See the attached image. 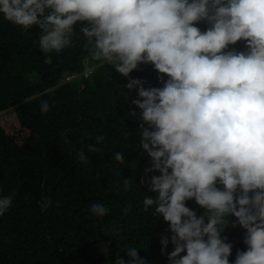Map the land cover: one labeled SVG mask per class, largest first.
<instances>
[{"label": "clouds", "instance_id": "clouds-1", "mask_svg": "<svg viewBox=\"0 0 264 264\" xmlns=\"http://www.w3.org/2000/svg\"><path fill=\"white\" fill-rule=\"evenodd\" d=\"M0 17L36 26L43 52L69 47L78 29L92 58L126 79L127 91L117 85L125 98L135 90L138 111L127 113L150 160L140 183L148 177L155 193L142 206L168 225L159 240L162 255L173 246L166 264H264V0H0ZM139 65H151L160 86L130 77ZM12 198L0 196V215ZM107 211L90 205L97 217ZM229 223L245 246L231 262ZM138 250L126 247V260L114 253L112 264H147Z\"/></svg>", "mask_w": 264, "mask_h": 264}, {"label": "trees", "instance_id": "trees-1", "mask_svg": "<svg viewBox=\"0 0 264 264\" xmlns=\"http://www.w3.org/2000/svg\"><path fill=\"white\" fill-rule=\"evenodd\" d=\"M39 35L0 17V196L13 197L0 215V264H112L114 253L127 259L126 247L140 248L147 264H166L173 246L162 255L159 240L168 225L142 206L144 193H155L148 177L140 183L150 160L136 148L140 121L127 113L138 111L135 90L125 98L117 85L126 79L92 58L78 29L59 53L41 51ZM129 76L160 86L151 65ZM116 152L125 161H115ZM92 203L108 211L97 217ZM222 235L233 245L231 262L245 250L243 230L229 223Z\"/></svg>", "mask_w": 264, "mask_h": 264}]
</instances>
